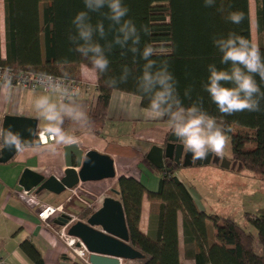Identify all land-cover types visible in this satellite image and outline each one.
Listing matches in <instances>:
<instances>
[{"label": "trees", "instance_id": "trees-1", "mask_svg": "<svg viewBox=\"0 0 264 264\" xmlns=\"http://www.w3.org/2000/svg\"><path fill=\"white\" fill-rule=\"evenodd\" d=\"M0 1L4 23V55L0 35V67L14 72H46L59 77L67 73L68 78L80 80L73 75V68L79 65L88 67V62L70 51L72 45L68 37L74 31L73 17L84 10L83 0ZM253 1L256 43L264 53V0ZM123 3L129 8L127 18L138 28L141 25L149 27L151 34L142 35V45L152 44L158 50L153 58L158 62L168 61L184 104L189 105L202 97L204 110L220 121L226 130L230 129L227 131L230 159L240 162L243 169L264 176V101L260 112L243 111L226 116L218 111L201 86L207 77V65L219 64L214 37L235 32L252 41L249 0H215L212 7H206L204 0H123ZM233 11L244 14L241 24H232L226 19ZM93 18L98 17L94 15ZM120 51H113L109 57V72L95 81L97 96L88 111L92 127L102 126L113 91L138 96L143 108L149 103L138 93L134 79L143 62L134 64L131 54L121 56ZM125 64L133 69V76L116 87L107 86L105 81L110 76L118 78L121 66ZM189 87L192 89L191 100L184 98V91ZM261 87L264 90V84ZM235 128L239 130L234 131ZM94 132L99 134V129ZM177 169L175 166L155 169L160 173V179L157 190L147 192L151 213L146 233L139 228L145 193L143 185L133 176L117 178L116 195L123 207L129 244L143 254L131 264H264V215L244 214L257 233L262 250L257 254L252 248L253 235L234 218L198 208L188 187L175 175ZM91 213V209L83 208L77 215L86 219ZM179 215L183 255L190 263L180 259ZM52 225L57 227L53 222ZM20 249L35 264H43L40 252L30 241H23ZM74 264L87 263L76 261Z\"/></svg>", "mask_w": 264, "mask_h": 264}, {"label": "clouds", "instance_id": "clouds-1", "mask_svg": "<svg viewBox=\"0 0 264 264\" xmlns=\"http://www.w3.org/2000/svg\"><path fill=\"white\" fill-rule=\"evenodd\" d=\"M84 10L72 19L74 31L69 34L70 51L78 53L88 62L90 74L98 79L109 72L110 55L120 49L121 56L131 54L133 63L142 61L139 75L134 77L136 88L149 101L144 109L148 119L164 120L167 131L176 138L185 154H191L193 162L208 157L222 158L228 146L227 131L217 119L203 108L202 97L189 105L178 91V81L169 70L168 61H157V48L152 44L142 45V35H150L147 25L139 28L127 18L129 8L123 0H83ZM206 7L215 5V0H204ZM223 11V9H220ZM97 16L94 19L93 16ZM226 19L239 25L245 19L242 12H230ZM219 53V64L207 65V77L202 89L208 94L218 111L226 116L238 112H260L264 101V53L250 39L230 32L213 38ZM133 76L127 64L121 66L119 77H109L105 83L116 87ZM13 77L9 70L0 74V95L8 101L13 93ZM67 73L57 77L40 72L37 83L42 91L31 98V105L44 121L42 131L51 138L43 145L29 141L11 128L0 127V150L23 152H55L57 146H72L80 143L77 131L90 132L92 120L84 106L77 100V90L67 83ZM191 87L184 91V98L191 100ZM67 125V127H66ZM30 136L34 133L30 131Z\"/></svg>", "mask_w": 264, "mask_h": 264}, {"label": "crops", "instance_id": "crops-1", "mask_svg": "<svg viewBox=\"0 0 264 264\" xmlns=\"http://www.w3.org/2000/svg\"><path fill=\"white\" fill-rule=\"evenodd\" d=\"M0 6L1 53L4 55L2 1ZM73 69V75L86 85L78 92L77 100L88 112L97 96L96 78L90 74L86 66L79 65ZM41 91V89L30 90L13 86V93L8 101L0 95V127L5 115H20L36 118L37 128L42 130L45 126L44 121L38 117L31 105V98ZM144 109L140 105L138 96L113 91L102 126L92 127L90 132L77 131L76 135L84 151L93 149L108 155L113 160L116 176L111 180L117 181L119 176L125 175L133 176L141 182L145 193L142 198L139 228L146 233L151 213V202L147 198V192L156 191L160 179V173L157 171L159 169L155 170L156 168L148 162L146 154L151 146H162L168 131L164 120L146 118ZM98 129L99 134H96L94 131ZM49 143L51 141L43 145ZM62 146H57L55 152L39 153L26 148L23 152H16L8 162L0 163V256L4 264H35L20 249V244L25 240L30 241L40 252L43 264H74L80 261L75 251L70 249L59 236L60 226L56 224L58 228L52 225L54 219L42 222L37 217L41 207L53 205L65 195L66 191L54 194L45 190L39 193L31 190L29 194H24L23 189L18 185L24 168L36 171L44 177L63 176L65 165ZM180 169L175 170V175L188 187L198 208L208 213L202 203L203 196L196 193L198 199L196 198L191 191V185L186 184L179 175ZM106 180L110 179L85 183L94 184ZM112 197L119 199L116 194ZM101 202L95 209L101 206ZM75 217L76 220H85L77 214ZM179 223H181L180 215L178 216L180 259L190 263V260L183 255L184 246Z\"/></svg>", "mask_w": 264, "mask_h": 264}, {"label": "water", "instance_id": "water-1", "mask_svg": "<svg viewBox=\"0 0 264 264\" xmlns=\"http://www.w3.org/2000/svg\"><path fill=\"white\" fill-rule=\"evenodd\" d=\"M3 128H11L19 132L29 141H40L37 128V119L20 115H5L2 120ZM30 131L34 136H30ZM65 170L63 176L43 175L29 168H24L18 180V185L24 191L34 190L39 193L43 190L60 194L88 181L112 179L116 176L113 160L106 154L90 149L84 151L81 142L78 145L62 146ZM15 151L0 150V163L8 162ZM148 162L156 169L165 168V160H174L182 167L213 164L222 169L240 171L243 166L236 160L209 156L204 161L193 162L191 154H185L179 147L176 138L169 133L167 143L163 146L153 145L146 154ZM180 160L181 163H180ZM111 192L117 194L116 189ZM71 216L61 214L53 220L58 226L68 225L67 235L79 240L87 251L88 264H120L121 261L141 259L143 254L129 244V235L121 201L112 196H105L101 206L94 210L85 220H76L69 223Z\"/></svg>", "mask_w": 264, "mask_h": 264}, {"label": "rangeland", "instance_id": "rangeland-1", "mask_svg": "<svg viewBox=\"0 0 264 264\" xmlns=\"http://www.w3.org/2000/svg\"><path fill=\"white\" fill-rule=\"evenodd\" d=\"M249 13L252 42L256 43L257 35L254 26L253 0H249ZM85 86L83 82L82 87ZM218 123L222 125L220 121H218ZM238 130V128L234 129V131ZM242 131L248 133L245 130ZM231 155L229 138L228 146L225 149L223 157L230 159ZM179 175L186 184L191 185V191L197 199L198 195L203 196L202 203L208 212L221 216H231L246 231L250 232L253 235L252 248L257 254H261L262 250L257 241L256 230L245 220L244 214L264 215V176L252 173L243 168L240 171H236L222 169L213 164L181 167ZM82 187L88 192V194L82 192L83 197L94 202V208H96L105 196H114L111 189H116V181L110 179L101 183H83ZM196 193L198 195H196ZM70 195L71 197L73 196V194L66 191L65 195L53 205H62L64 212L76 215L83 207L80 202L74 200V198L72 201L70 200L71 202L69 203L67 198ZM207 224L210 231L211 224L210 222ZM179 229L181 230V223H179Z\"/></svg>", "mask_w": 264, "mask_h": 264}, {"label": "built area", "instance_id": "built-area-1", "mask_svg": "<svg viewBox=\"0 0 264 264\" xmlns=\"http://www.w3.org/2000/svg\"><path fill=\"white\" fill-rule=\"evenodd\" d=\"M5 70H9L11 72V75L13 77L12 80V84L15 87H20L23 89H30V90H35V89H41L39 84L37 83V77L39 73H32V72H27V71H19V72H14L12 70H10L9 68H3L0 67V74H2ZM59 77V76H57ZM67 83L69 84L70 88L77 90V93L80 91V89L82 88L83 82L82 80H77V79H73V78H68ZM42 90V89H41ZM40 142L42 144H46L47 142L51 141V138L47 136L46 133H44L42 130H40L38 133ZM83 183H79L77 186H75L74 188L67 190L68 192H70L71 194H73V196L71 197L68 196L67 201L70 202V200H76L78 202H80V204L82 205L83 208H89L92 211H94V202H91L89 199L84 198L82 192H84L85 194H88L87 191H85L82 187ZM30 191H24V194H29ZM61 214H67L69 216H71V220L69 223H72L74 221H76V217L73 214L70 213H66L63 211L62 205H44L43 207H41V209L38 211L37 213V217L42 221V222H49L52 221L53 219L57 218L59 215ZM67 228L68 225L65 226H60V230H59V236L61 237V239H63L65 241V243L67 244V246L74 250L77 257L80 259V261L87 263V251L85 249V247L80 243L79 247H75V245L79 242L78 239L71 237L69 235H67ZM0 264H4V261L2 259V257L0 256ZM120 264H131L130 261H121Z\"/></svg>", "mask_w": 264, "mask_h": 264}, {"label": "flooded vegetation", "instance_id": "flooded-vegetation-1", "mask_svg": "<svg viewBox=\"0 0 264 264\" xmlns=\"http://www.w3.org/2000/svg\"><path fill=\"white\" fill-rule=\"evenodd\" d=\"M169 133L170 132H168L167 133V135H166V137H165V139H164V141H163V144H162V146L164 147L165 145H166V143H167V137H168V135H169ZM230 161H233L232 159H229ZM181 161L182 160H180V163H181ZM165 166L166 167H169V166H175V167H178V168H181L182 166L180 165V164H177V163H175L174 162V160H165ZM193 166H195V165H193ZM93 212V211H92Z\"/></svg>", "mask_w": 264, "mask_h": 264}]
</instances>
